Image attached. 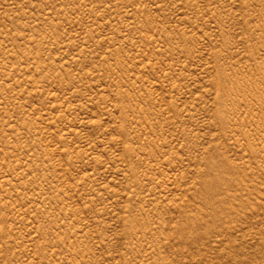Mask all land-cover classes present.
I'll list each match as a JSON object with an SVG mask.
<instances>
[{
    "label": "rangeland",
    "instance_id": "obj_1",
    "mask_svg": "<svg viewBox=\"0 0 264 264\" xmlns=\"http://www.w3.org/2000/svg\"><path fill=\"white\" fill-rule=\"evenodd\" d=\"M0 264H264V0H0Z\"/></svg>",
    "mask_w": 264,
    "mask_h": 264
}]
</instances>
